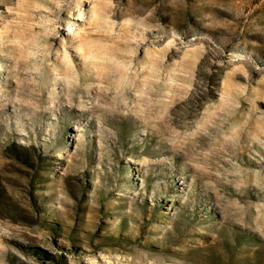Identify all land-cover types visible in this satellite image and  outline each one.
<instances>
[{
  "label": "rangeland",
  "instance_id": "374dc122",
  "mask_svg": "<svg viewBox=\"0 0 264 264\" xmlns=\"http://www.w3.org/2000/svg\"><path fill=\"white\" fill-rule=\"evenodd\" d=\"M0 264H264V0H0Z\"/></svg>",
  "mask_w": 264,
  "mask_h": 264
}]
</instances>
